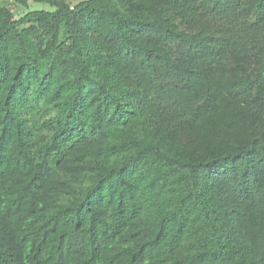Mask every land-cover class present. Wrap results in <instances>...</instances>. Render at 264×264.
<instances>
[{
    "label": "trees",
    "instance_id": "trees-1",
    "mask_svg": "<svg viewBox=\"0 0 264 264\" xmlns=\"http://www.w3.org/2000/svg\"><path fill=\"white\" fill-rule=\"evenodd\" d=\"M14 1L0 264H264V0Z\"/></svg>",
    "mask_w": 264,
    "mask_h": 264
},
{
    "label": "rangeland",
    "instance_id": "rangeland-1",
    "mask_svg": "<svg viewBox=\"0 0 264 264\" xmlns=\"http://www.w3.org/2000/svg\"><path fill=\"white\" fill-rule=\"evenodd\" d=\"M77 1L78 0L73 1L72 3L75 4L77 3ZM3 3H6L8 5V7L14 12V15L16 17L23 16L27 11L34 9H49V7L46 5L33 4L31 2H29L27 8L15 3L14 0H0V5H2ZM60 34H61V39H64V37L66 36L64 28L61 29Z\"/></svg>",
    "mask_w": 264,
    "mask_h": 264
}]
</instances>
